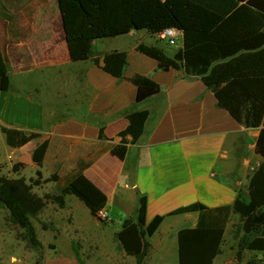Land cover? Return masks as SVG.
Instances as JSON below:
<instances>
[{
    "label": "crops",
    "instance_id": "obj_1",
    "mask_svg": "<svg viewBox=\"0 0 264 264\" xmlns=\"http://www.w3.org/2000/svg\"><path fill=\"white\" fill-rule=\"evenodd\" d=\"M146 36L131 30L94 41L100 62L111 51H126L125 78L118 79L92 60L71 61L57 0H0V50L10 79L9 89L0 92V126L40 133L32 151L48 140L46 155L55 151V170L78 171L82 164L83 174L106 194L105 208L116 207L125 219L145 196L146 221L165 215L156 232L177 240L180 229L197 224L199 213L170 212L195 202L232 206L253 172L264 171V159L255 152L260 129L239 124L200 78L158 69L154 59L136 50ZM33 72L41 77L35 94L13 89L12 75ZM135 73L153 79L160 91L137 102V89L128 80ZM137 110L148 111L143 133L127 144L121 160L109 150L120 142L127 114ZM101 127L106 139L98 138ZM152 237L148 259L159 243Z\"/></svg>",
    "mask_w": 264,
    "mask_h": 264
},
{
    "label": "trees",
    "instance_id": "obj_2",
    "mask_svg": "<svg viewBox=\"0 0 264 264\" xmlns=\"http://www.w3.org/2000/svg\"><path fill=\"white\" fill-rule=\"evenodd\" d=\"M61 22L71 61L92 60L106 73L124 79L126 51L114 50L100 59L96 57L95 40L112 38L131 30L146 31L154 42L140 41L136 50L157 62V68L182 70L185 77H197L211 90L218 106L241 125L259 128L255 152L264 159V0H57ZM182 32L181 45L174 49L156 37L164 28ZM128 80L136 87V101L157 94L160 86L150 77L135 73ZM10 87L8 67L0 50V92ZM147 110L127 114L128 124L117 136L118 144L111 155L124 159L127 144L142 135ZM6 144L20 148L41 137L38 132L0 126ZM130 136V141L126 140ZM99 139H106L103 127ZM49 142L44 140L32 151L31 160L41 166ZM79 170L59 188V194L37 195L33 187L40 179L0 177V204L10 219L34 236L31 219L37 218L48 202L64 206V197L73 195L89 210L91 216L107 204L106 194ZM38 176L40 172L37 171ZM54 174L45 180H57ZM198 212L194 227L177 233L178 264H214L222 253L226 224L231 215L237 255L243 251L264 252V171L255 170L246 189L239 188L232 206L209 208L195 202L179 207L169 215ZM165 215L146 221V197L140 196L132 214L123 220L116 233L122 249L145 264L151 243ZM100 219V218H99ZM79 259L78 252L75 253ZM248 264H256L253 260Z\"/></svg>",
    "mask_w": 264,
    "mask_h": 264
},
{
    "label": "rangeland",
    "instance_id": "obj_3",
    "mask_svg": "<svg viewBox=\"0 0 264 264\" xmlns=\"http://www.w3.org/2000/svg\"><path fill=\"white\" fill-rule=\"evenodd\" d=\"M154 40L146 36V42ZM180 45L178 42V47ZM40 81L39 73L35 72L11 77L13 89L28 97L33 95ZM60 109L63 111L65 105H60ZM29 144L25 148H11L0 131V177H24L27 181L39 178L40 184L33 187L37 195L59 194V188L75 174L76 168L68 167L63 172L53 169V149L41 166L36 165L31 160L35 141ZM54 174L58 176L57 180H45ZM111 208L107 206L110 219L102 220L91 216L78 198L66 195L63 207L48 202L37 218L31 219L34 236H30L10 219L9 211L0 204V264H135V258L125 253L116 237L125 215L119 216L116 207ZM237 222V216L233 215L225 230L222 253L214 263L248 264L253 260L256 264H264V252L243 251L237 255V240L233 237V224ZM163 233L161 230L152 235V242L159 243L157 248L154 246L152 258H145L146 264H178L177 240L174 236L166 238Z\"/></svg>",
    "mask_w": 264,
    "mask_h": 264
},
{
    "label": "built area",
    "instance_id": "obj_4",
    "mask_svg": "<svg viewBox=\"0 0 264 264\" xmlns=\"http://www.w3.org/2000/svg\"><path fill=\"white\" fill-rule=\"evenodd\" d=\"M156 36L164 41L167 45L171 47H178V42H180L182 39V32L175 27H167L159 32ZM98 216L102 220L110 219L109 212L106 208L100 210Z\"/></svg>",
    "mask_w": 264,
    "mask_h": 264
}]
</instances>
